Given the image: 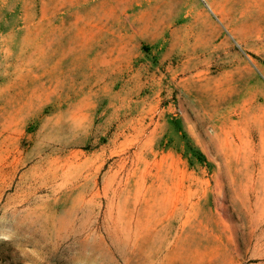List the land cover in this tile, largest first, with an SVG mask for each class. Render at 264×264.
Wrapping results in <instances>:
<instances>
[{
    "label": "rangeland",
    "instance_id": "obj_1",
    "mask_svg": "<svg viewBox=\"0 0 264 264\" xmlns=\"http://www.w3.org/2000/svg\"><path fill=\"white\" fill-rule=\"evenodd\" d=\"M0 264H264V0H0Z\"/></svg>",
    "mask_w": 264,
    "mask_h": 264
},
{
    "label": "bare ground",
    "instance_id": "obj_2",
    "mask_svg": "<svg viewBox=\"0 0 264 264\" xmlns=\"http://www.w3.org/2000/svg\"><path fill=\"white\" fill-rule=\"evenodd\" d=\"M108 5H110V6H109L110 9H112V10H114V11H117L119 8H122V7H123V4H121V3H120V4H119V3H118V4H112V3H110V4H108ZM124 11H125V10H124ZM158 18H159V17H158ZM141 19H142V18H141ZM160 19H161V18H160ZM162 19H164V18H162ZM162 19H161V20H162ZM139 20H140V19H139ZM142 21H143V20H142ZM162 21H163V20H162ZM153 22H154V21H153ZM134 23H135V22H134ZM136 23H137V22H136ZM151 23H152V22H151ZM158 23H159V22H158ZM158 23H157V24H158ZM159 24H160V23H159ZM159 24H158V25H159ZM156 26H157V25H156ZM124 27H125V26H124ZM124 27H123V28H124ZM157 27H158V26H157ZM159 27H160V26H159ZM163 27H164V26H163ZM163 27H162V28H163ZM162 28H161V29H162ZM150 30H151V29H150ZM156 31H157V30H156ZM165 32H166V31H165ZM160 37H161V36H160ZM158 39H159V38H158ZM158 41H159V40H158Z\"/></svg>",
    "mask_w": 264,
    "mask_h": 264
}]
</instances>
